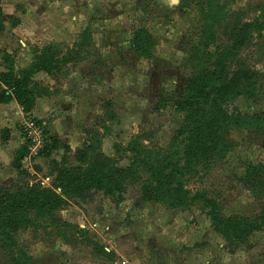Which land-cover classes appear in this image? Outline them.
Returning a JSON list of instances; mask_svg holds the SVG:
<instances>
[{"label": "rangeland", "instance_id": "374dc122", "mask_svg": "<svg viewBox=\"0 0 264 264\" xmlns=\"http://www.w3.org/2000/svg\"><path fill=\"white\" fill-rule=\"evenodd\" d=\"M1 4L0 51L13 59L17 75L47 46L65 53L86 31L90 35L88 45L61 72L35 76L47 96L22 110L12 99L0 106V131L11 127L14 137L4 143L0 132V186L17 184L13 165L18 159L30 182L50 187L54 181L50 160L32 158L21 133L28 123L75 150L86 140L94 141L98 152L112 161L122 155L133 157L140 146L156 161L164 162L173 152L183 164L185 138L177 142L175 138L186 116L178 111L177 102L186 97L194 71L190 56L201 39L203 13L211 8L221 11L216 44L209 47L214 53L231 45L229 25L260 17L264 0H1ZM240 61L257 73L259 81L255 97H240L234 106L257 121L251 129L231 127L226 137L229 151L220 160L198 166L197 173L186 178V187L191 199L205 192L222 217L254 222L264 217V33L254 35ZM0 72H6L1 57ZM62 155L55 151L51 159L61 160ZM141 174L144 181L152 180ZM141 198L142 184L128 187L124 201L102 192L92 200L74 196L50 220L21 228L17 246L6 250L0 245V264H264V229L247 245L230 248L215 230L204 200L172 208Z\"/></svg>", "mask_w": 264, "mask_h": 264}, {"label": "trees", "instance_id": "16d2710c", "mask_svg": "<svg viewBox=\"0 0 264 264\" xmlns=\"http://www.w3.org/2000/svg\"><path fill=\"white\" fill-rule=\"evenodd\" d=\"M260 8L261 15L256 20L229 25L231 45L216 48L214 53L209 52V47L216 44L221 11L211 8L203 13L201 39L190 56L194 71L186 84V97L177 102L178 111L186 116L185 125L175 138V142L185 138L183 164L181 156L173 152L164 162L156 161L140 146L134 148L133 157L122 155L119 160L112 161L98 152L94 141L86 140L82 149L73 152L60 139L46 133L47 142L39 158L50 160L49 176L54 181L50 187L44 186L42 182L32 183L19 160L14 161L19 181L11 186H0L1 247L9 250L17 246L16 238L21 228L34 224L39 226L43 221L50 220L74 196H86L92 200L97 192H102L124 201L128 187L137 184H142L143 202L157 200L172 208H185L193 201L204 200L211 209L215 230L228 246L241 248L247 245L252 235L264 229V217L254 222L222 217L215 203L206 199L205 192L191 199L186 178L197 173L198 166L210 160H220L229 151L230 144L226 137L231 127L251 129L254 121H257L240 114L234 104L240 97L254 98L257 92L259 76L243 66L240 54L255 34L264 33V5ZM3 19L0 0V28L3 27ZM89 38L86 31L81 42L75 43L73 48H67L65 53L58 46H47L37 53L32 66L24 70L22 75H17L15 62L10 55L0 51V57L6 64V72H0V105L14 99L24 108L28 103H35L38 98L47 96L35 82V76L39 73L61 72L74 60V55L79 54L78 50L88 45ZM139 51L143 53L141 49ZM86 135H89L88 131ZM9 139L10 130L4 129L2 141L5 143ZM55 151L63 152L61 160L51 159ZM34 168L40 170L37 166ZM142 171L150 175L152 180L144 181ZM32 213L35 214L34 218H31Z\"/></svg>", "mask_w": 264, "mask_h": 264}, {"label": "built area", "instance_id": "2783aa9c", "mask_svg": "<svg viewBox=\"0 0 264 264\" xmlns=\"http://www.w3.org/2000/svg\"><path fill=\"white\" fill-rule=\"evenodd\" d=\"M24 135L28 140L29 148L31 149L32 158L39 156V153L44 149L48 136L41 132L42 127L35 124H26L24 127ZM44 135V136H43Z\"/></svg>", "mask_w": 264, "mask_h": 264}, {"label": "crops", "instance_id": "0c3cea01", "mask_svg": "<svg viewBox=\"0 0 264 264\" xmlns=\"http://www.w3.org/2000/svg\"><path fill=\"white\" fill-rule=\"evenodd\" d=\"M13 101L11 102L12 104H16L17 106H18V108H22V107H20L18 104H17V102L14 100V99H12ZM3 105H6V104H2V105H0V106H3ZM22 110V109H21ZM24 112V111H23ZM32 112H35V110L34 111H32ZM26 115H28V113L26 114ZM9 130H10V138L12 137V131H11V127H9L8 128ZM4 130V129H3ZM2 130V131H3ZM2 131H0L1 132V141H2ZM56 138H58V137H56ZM13 139H14V137H12V141H13ZM17 139H18V136H17ZM58 139H60V138H58ZM10 140V139H9ZM61 140V139H60ZM62 141V140H61ZM3 142V141H2ZM9 142V141H8ZM63 142V141H62ZM5 143H7V142H5ZM65 144H67V143H65ZM71 149H72V147H71V145L70 144H67ZM83 148V147H82ZM82 148H80V149H82ZM79 149V148H78ZM78 149H76V150H78ZM74 150V151H73ZM75 149H72V151L73 152H75L76 151ZM13 169H14V166H13ZM15 170V169H14Z\"/></svg>", "mask_w": 264, "mask_h": 264}]
</instances>
